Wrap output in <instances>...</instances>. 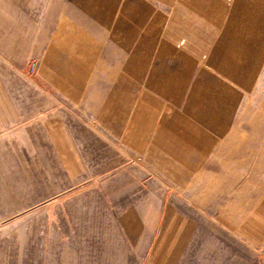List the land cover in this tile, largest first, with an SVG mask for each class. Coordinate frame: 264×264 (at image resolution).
Wrapping results in <instances>:
<instances>
[{"label":"crops","instance_id":"1","mask_svg":"<svg viewBox=\"0 0 264 264\" xmlns=\"http://www.w3.org/2000/svg\"><path fill=\"white\" fill-rule=\"evenodd\" d=\"M94 4L91 22L63 13L40 32L30 73L44 91L0 94V231L41 215L61 231L76 213L68 193L91 183L72 196L78 209L170 216L156 264H176L185 242L203 247V264H264V0ZM20 7L0 0V30L10 23L15 47L27 39L34 53L35 20ZM75 119L91 135V161ZM5 166L23 169L6 198ZM168 189L169 207L147 206ZM184 207L204 223L186 221Z\"/></svg>","mask_w":264,"mask_h":264},{"label":"rangeland","instance_id":"2","mask_svg":"<svg viewBox=\"0 0 264 264\" xmlns=\"http://www.w3.org/2000/svg\"><path fill=\"white\" fill-rule=\"evenodd\" d=\"M97 0H21V15H30L35 20L37 30L34 53L28 50L27 39L18 47L12 37L10 23L7 29L0 30V94L5 96H21L44 91L35 82V77L30 73L31 66L42 59L40 32L52 29L59 25V15L69 14L78 16L84 21L91 22L98 15L99 8L94 6ZM13 52V53H12ZM19 58L20 62L13 61ZM75 131L78 132L79 144L84 158L91 161L92 142L91 135L86 130L80 131L78 120H72ZM53 162L55 159L53 158ZM90 164V162H88ZM260 178L264 172V154L261 155ZM5 177L4 196H10L12 189L19 184L11 182V175H21L23 171L18 166H5L2 168ZM25 170V169H24ZM256 169L254 168V171ZM21 171V172H20ZM91 183L76 184V189L68 193L67 205L76 213L68 216L67 225L62 224L61 231L46 229L45 216L41 215L36 220L26 217L20 221L6 220L3 231H0V264H156L153 256L156 254L157 236L160 235V225L170 218L168 214L157 215H109L92 214L85 209H78L79 200L72 198L78 189L85 190ZM135 189L133 188V202ZM164 198L147 199L148 207L164 206L171 204L170 190ZM150 194V193H149ZM91 205V198L85 200ZM110 208L118 203V199H106ZM28 202H30L28 200ZM118 205V204H117ZM116 205V206H117ZM75 207V208H74ZM27 208V207H25ZM7 209V208H6ZM112 210V208H111ZM118 212V208H115ZM92 211V210H91ZM184 218L192 219L199 224L204 223L203 216L189 214L184 207ZM157 219V221H156ZM157 223L152 231V225ZM159 224V225H158ZM171 251V248H169ZM202 246L188 247L184 243L179 248L176 264H203ZM173 259L167 255L164 264H172Z\"/></svg>","mask_w":264,"mask_h":264},{"label":"water","instance_id":"3","mask_svg":"<svg viewBox=\"0 0 264 264\" xmlns=\"http://www.w3.org/2000/svg\"><path fill=\"white\" fill-rule=\"evenodd\" d=\"M32 68H30V70H31Z\"/></svg>","mask_w":264,"mask_h":264}]
</instances>
